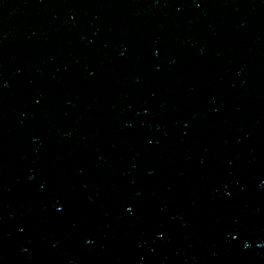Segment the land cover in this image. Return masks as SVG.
Instances as JSON below:
<instances>
[{
  "label": "water",
  "instance_id": "obj_1",
  "mask_svg": "<svg viewBox=\"0 0 264 264\" xmlns=\"http://www.w3.org/2000/svg\"><path fill=\"white\" fill-rule=\"evenodd\" d=\"M0 264H264V0H0Z\"/></svg>",
  "mask_w": 264,
  "mask_h": 264
}]
</instances>
